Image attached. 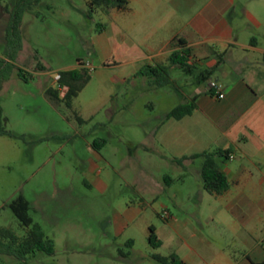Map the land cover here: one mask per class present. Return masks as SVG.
I'll use <instances>...</instances> for the list:
<instances>
[{
  "label": "rangeland",
  "instance_id": "obj_1",
  "mask_svg": "<svg viewBox=\"0 0 264 264\" xmlns=\"http://www.w3.org/2000/svg\"><path fill=\"white\" fill-rule=\"evenodd\" d=\"M171 1L132 0L129 7L159 9L174 6ZM89 2L41 0L27 11L15 64L29 80L20 78L16 67L0 85L4 125L13 133L0 136V225L25 234L10 208L23 195L34 221L55 242L53 255L38 251L20 261L0 253V264H162L154 255H169L171 244L154 247L148 238L150 226L161 235L171 231L170 214L188 220L187 229L229 228L212 220L215 195L197 178L204 158L180 162V141L173 137L163 146L155 137L180 135V119L166 116L194 94L197 70L193 75L172 68L176 83L157 85L155 77L140 73L151 63L142 23L132 21L129 9L92 8ZM5 21L0 17V59L7 49ZM171 24L155 38L166 37ZM249 30L262 41L258 29L250 25ZM87 61L93 66L91 79L73 107L54 104L44 88L55 87L59 69ZM180 74L188 79L180 81ZM75 113L86 121L80 124ZM101 139L106 142L97 154L90 147ZM129 212L136 216L119 235L116 218Z\"/></svg>",
  "mask_w": 264,
  "mask_h": 264
},
{
  "label": "crops",
  "instance_id": "obj_2",
  "mask_svg": "<svg viewBox=\"0 0 264 264\" xmlns=\"http://www.w3.org/2000/svg\"><path fill=\"white\" fill-rule=\"evenodd\" d=\"M171 2L174 6L159 9L148 4L140 7L143 11L128 8L132 21L142 23L145 30V57L151 60L148 65H153L154 59L167 60L175 37L187 41L197 72L219 65L205 90L198 88L201 83L194 82V94L181 102L196 97L197 107L191 115L180 119V135L162 133L155 137L163 146L176 137L173 140L180 141V154L184 156L231 149L228 159L216 157L230 185L223 193L214 194L218 211L212 215V220L226 222L229 228L187 229L188 220L180 222L170 214L167 225L171 231L164 230L161 235L155 227V233L160 246L168 241L173 248L170 254L176 253L186 264H254L264 259V0ZM13 3L14 0H0V17L6 20L2 35L5 42ZM169 21L175 24L168 25V35L160 40L155 38ZM250 25L259 30L262 41L249 30ZM187 79L180 74V81ZM213 80L223 84V99L209 94ZM48 88H44L45 94ZM90 148L99 154V150ZM201 169L202 166L197 169V178L204 187ZM135 216V212H129L117 217V234L125 232L127 221ZM128 243L134 244V240Z\"/></svg>",
  "mask_w": 264,
  "mask_h": 264
},
{
  "label": "trees",
  "instance_id": "obj_3",
  "mask_svg": "<svg viewBox=\"0 0 264 264\" xmlns=\"http://www.w3.org/2000/svg\"><path fill=\"white\" fill-rule=\"evenodd\" d=\"M41 0H14L13 5L9 8V23L6 31V54L5 58L0 59V85L4 80H7L12 71L17 67V74L24 80H29L26 71L23 67L17 66L15 60L19 52L23 48L22 38V21L27 11L35 9ZM130 0H90L89 4L92 8H117L125 11L129 7ZM173 50L170 52L166 62H156L153 65L144 66L140 73L155 77L157 85L175 84L176 81L171 75V69L177 68L185 73L195 75L197 67L191 62L193 58L192 49L188 47L187 41L182 37H175L172 40ZM223 53L220 54L219 62L223 59ZM264 60V55H263ZM40 69L45 70V66L39 61ZM219 65V64H218ZM218 65L201 70L197 73V82H207L210 80ZM61 74L59 79L60 84H65L69 87L65 97L59 95L56 87H49L46 91L48 98L54 103H65L68 108L73 107L74 99L84 89L86 84L91 79V71L84 67L63 69L58 71ZM209 94L214 96V90L209 89ZM196 97L186 100L183 103L175 106L168 114L167 118L182 119L187 115H191L196 109ZM4 111L0 105V136L13 135L7 129L3 120ZM76 119L80 124L86 120L75 113ZM99 141V145H98ZM106 142L105 139L97 140L92 144V147L99 150L100 146ZM231 149L204 151L192 156H183L180 162L187 158L203 157L204 161L201 169V177L204 188L212 194H221L229 188L230 182L227 174L221 169L216 157L220 156L224 160L228 159ZM10 208L20 225L26 229L24 235H19L12 228L0 225V253L13 255L20 261L26 260L29 256L38 251L48 255L55 253V242L48 237L42 229V226L35 222L31 215V204L23 195L18 196L11 201ZM149 242L152 246L158 247L161 241L155 233V227L150 226ZM154 258L162 264H186L176 253L170 255L155 254ZM254 264H264V259Z\"/></svg>",
  "mask_w": 264,
  "mask_h": 264
},
{
  "label": "built area",
  "instance_id": "obj_4",
  "mask_svg": "<svg viewBox=\"0 0 264 264\" xmlns=\"http://www.w3.org/2000/svg\"><path fill=\"white\" fill-rule=\"evenodd\" d=\"M83 66L88 68L90 71H92L93 66L90 62H83ZM61 78V74L59 72L56 73L55 75V82L56 85L55 87L58 89L59 91V95L61 97H65L69 87L65 84H60L58 81ZM209 89H213L214 90V97L218 98V99H223L226 96V93L224 91V86L222 83H220L219 81L213 80L210 82L209 84Z\"/></svg>",
  "mask_w": 264,
  "mask_h": 264
}]
</instances>
